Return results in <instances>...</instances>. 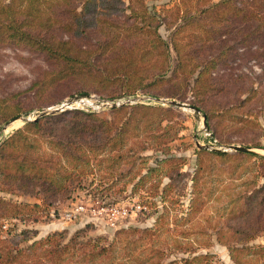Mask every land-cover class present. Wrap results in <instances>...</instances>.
Wrapping results in <instances>:
<instances>
[{
  "label": "rangeland",
  "instance_id": "rangeland-1",
  "mask_svg": "<svg viewBox=\"0 0 264 264\" xmlns=\"http://www.w3.org/2000/svg\"><path fill=\"white\" fill-rule=\"evenodd\" d=\"M13 1V10L7 11L11 17L0 13V145L40 112L77 96L64 110L80 109L109 118V110L123 104L172 107L173 113L164 119L168 124L162 139L165 150L151 146L144 154L150 157L149 164L155 156L170 155L174 159L165 163L170 168L168 174H152L135 189L129 181L121 192L118 185L124 181L102 193L97 191L106 187L104 183L114 181H91V174L67 183L68 192L51 196L37 188L1 190V197L19 206L12 212L7 210L9 214L18 211V218L0 221V251L4 254L27 246L50 233L63 232L70 237L79 229L86 237L102 236L109 242L116 231L154 227L161 216L156 232L143 240L147 247L159 251V257L152 258L154 262L175 264L182 258L201 255L208 257L204 264H264V158H243L230 148L242 146L264 156V50L256 49L260 41L237 42L238 36L233 34L219 48H226V52L217 60L211 56L217 53V41L203 48L192 35L186 38L183 34L177 39L185 45L176 55L171 34L184 13L191 15L195 9L219 0H183L184 10L178 7L181 0H32L36 1L32 8L21 0ZM77 14L85 17L83 24H78ZM95 19L103 22L93 27ZM3 23L8 27H2ZM153 26L168 45L167 57L161 48L153 49L150 42L146 43L150 36L141 30H152ZM29 31L38 43L49 41L57 49L70 48L77 60L61 61L55 54L37 50L34 43L22 41V34ZM211 59L214 63L206 80L210 88L205 94H196L195 80L201 67L183 74L178 60L191 69L195 63ZM174 72L179 81L188 78L182 84L172 81ZM153 73L163 74L154 82ZM251 88L255 92L239 105ZM171 100L207 105L211 128L206 119L204 124L201 110L196 117L192 109L170 105ZM197 150L229 156L223 160L201 159L203 164L213 165V173L200 194V203L188 215L194 196L191 179ZM236 177L241 181L234 180ZM6 183L0 182L8 187ZM164 185L168 187L162 193ZM216 188L218 193L214 194ZM230 199L237 201L231 205ZM33 203L40 207L33 209ZM114 205L126 207L128 213L111 224L105 208ZM230 249L234 250L232 255Z\"/></svg>",
  "mask_w": 264,
  "mask_h": 264
},
{
  "label": "trees",
  "instance_id": "trees-1",
  "mask_svg": "<svg viewBox=\"0 0 264 264\" xmlns=\"http://www.w3.org/2000/svg\"><path fill=\"white\" fill-rule=\"evenodd\" d=\"M21 1L24 4L28 3L30 8L36 6L34 4L36 1ZM13 2L15 1L0 0V13H6L8 17H11L7 11L13 10L11 4ZM22 2L18 5L21 6ZM180 2L178 7L183 9L184 1ZM132 13L135 14V11ZM28 15L34 14L28 13ZM75 18L78 19V24L79 22L83 24L85 19V17L83 19V14H77ZM181 21L171 34L172 47L178 56L182 50L181 47L185 44L182 39H177V36L183 34L186 38L192 35L201 42L203 48L217 41L220 44L217 53L211 55L217 60L222 58L226 52V48H219L231 39L233 34L238 36L237 42L250 39L259 40L260 44L256 49L264 50V0H219L207 7L195 9V13L191 15L185 16L184 13ZM22 22L25 24L27 21ZM92 22V26L96 27L103 21L95 19ZM105 22L110 24L109 21L105 20ZM28 23L31 22L28 21ZM6 26L8 27L7 23L2 24V27ZM141 31L150 36V39L146 41V43H151L150 47L161 48L166 57L168 56V45L159 35L156 26H153L152 30ZM35 37L30 31L24 32L22 41L29 45L34 43V48L55 54L56 58L61 61L63 59L77 60V55H74L70 48L60 46L57 49L49 41L38 43ZM181 63V60H178L183 74L187 72L191 74L193 72L190 71L196 66L201 67L195 80L198 85L196 94H205L211 85L210 83L208 85L206 80L214 61L211 59L203 64L195 63L191 69L184 68ZM159 74L163 73L151 75L154 82L159 80L156 79ZM187 78L188 76L183 81H179L177 72H174L172 81L182 84ZM249 91L248 97L241 99L239 105L248 101L255 92L253 88ZM192 105L205 114L206 124L211 128L209 122L211 111L207 105L203 106L198 103H192ZM171 113H173L172 107L138 103L112 107L109 110V118L100 117L91 111L66 109L27 121L0 145V182H10V185L6 183L8 187L0 184V191L20 192L37 188L45 195L50 194L51 196L59 192H68V184L87 178L91 174L93 176L91 181H114L110 184L104 183L106 187H101L97 191L102 193L112 189L118 181H124L119 182L120 185H118L120 187L117 191L121 192L125 190L126 183L129 181L135 189L142 184V181H147L152 174L156 177L168 174L170 168L165 167V163L172 161L174 157L155 156L149 164L150 157L144 153L151 146L156 147L157 150L160 148L161 152L165 150L166 143L162 142V139L165 137L168 124H164V119L167 114ZM235 153L243 158L253 156L264 158V156L247 151L237 150ZM196 154V166L191 179V193L194 196L190 199L188 215L192 214L195 204L200 203L198 201L201 198L200 194L202 190H206V185L210 182L208 177L213 173V165L208 166L205 162L203 164L201 159L209 157V159L223 160L229 156L225 152L206 150H197ZM235 170L238 173V167ZM232 172L228 176L230 179ZM203 178L204 180H201ZM236 179L241 181L239 177L234 180ZM212 180L221 181L220 178ZM167 187L168 185L163 186L162 193ZM216 191H218L217 188L215 193L214 190L208 192L217 194ZM235 201L237 199H230L229 204L233 205ZM18 206L11 200L0 196V221L7 218H18V211L11 214L7 211L12 212ZM31 207L37 209L40 205L33 203ZM160 217L156 218L154 227L120 229L114 233V237L109 242L102 236L86 237L83 229L76 230L70 237H66L63 232L50 233L32 241L27 246L16 247L5 251L4 254L0 251V264L2 262L11 264H162L160 261H152V258L159 257V251L150 249L143 241L150 237V232H156L157 226L155 225L158 224ZM25 239L28 238L25 237ZM233 251L230 249V255ZM31 258L33 261L30 260ZM207 258V256L196 255L182 258L179 263L175 264H204ZM173 263L174 261L167 264ZM236 263L239 264L237 261Z\"/></svg>",
  "mask_w": 264,
  "mask_h": 264
},
{
  "label": "water",
  "instance_id": "water-1",
  "mask_svg": "<svg viewBox=\"0 0 264 264\" xmlns=\"http://www.w3.org/2000/svg\"><path fill=\"white\" fill-rule=\"evenodd\" d=\"M78 97L77 96H74V97H71V98H68L66 99L60 106L58 107H54L52 108L51 110L49 111H45V112H40L39 115L37 117H35L34 119L38 118L39 116H42V115H45V114H53V113H56V112H59V111H62L64 110L65 107L69 106L73 101H75ZM168 103L170 105H173V106H177V107H184V108H188V109H192L194 111V113L196 114V117H198V113H199V109L196 108V107H193L191 105H188L186 103H182V102H178V101H175V100H171V101H168ZM20 115L14 117L11 121L19 118ZM203 121H204V124H205V116H203ZM197 146L199 148H202L203 146L198 144L197 143ZM230 148L234 149V150H239V151H249V152H255L254 150L252 149H249V148H246V147H242V146H230ZM215 151H225V150H220V149H215Z\"/></svg>",
  "mask_w": 264,
  "mask_h": 264
},
{
  "label": "built area",
  "instance_id": "built-area-1",
  "mask_svg": "<svg viewBox=\"0 0 264 264\" xmlns=\"http://www.w3.org/2000/svg\"><path fill=\"white\" fill-rule=\"evenodd\" d=\"M139 208V206H137ZM105 212L109 216L111 224L115 222V219L127 215L128 209L126 207L110 206L105 208Z\"/></svg>",
  "mask_w": 264,
  "mask_h": 264
},
{
  "label": "bare ground",
  "instance_id": "bare-ground-1",
  "mask_svg": "<svg viewBox=\"0 0 264 264\" xmlns=\"http://www.w3.org/2000/svg\"><path fill=\"white\" fill-rule=\"evenodd\" d=\"M79 105V104H78Z\"/></svg>",
  "mask_w": 264,
  "mask_h": 264
}]
</instances>
